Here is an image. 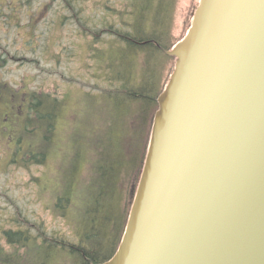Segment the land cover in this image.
Listing matches in <instances>:
<instances>
[{"label":"water","instance_id":"obj_1","mask_svg":"<svg viewBox=\"0 0 264 264\" xmlns=\"http://www.w3.org/2000/svg\"><path fill=\"white\" fill-rule=\"evenodd\" d=\"M196 12L103 264H264V0H201Z\"/></svg>","mask_w":264,"mask_h":264},{"label":"trees","instance_id":"obj_2","mask_svg":"<svg viewBox=\"0 0 264 264\" xmlns=\"http://www.w3.org/2000/svg\"><path fill=\"white\" fill-rule=\"evenodd\" d=\"M24 1L29 0L21 4ZM78 1L83 0H61V5L68 20L76 25L75 34L85 43L84 53L91 69L98 66L105 76L102 74L101 79L108 86L96 92L76 86L71 100L65 93L38 95L34 90L28 92L26 85L20 87L18 95L24 94L18 110L21 118L18 126H14L16 133H11L14 143L17 142L12 147L18 157L15 162L46 160L48 150L58 143L60 121L67 112L75 113L70 117L73 125L68 133L72 142L66 145V156L61 157L60 168L48 181L58 188L54 211L69 220L71 235L68 238L62 233L44 234L51 245L49 250L42 251L43 231L29 238L18 229V233L29 239V250L19 257L18 264H85L87 261L100 264L113 255L143 164L158 107L156 99L174 66L175 57L167 51L182 36L175 42L171 40L172 13L177 0H121L118 5L123 9H114L117 16L113 18L106 8L113 7L106 0L92 15H84ZM80 3L84 5V1ZM68 78L63 83L64 92L78 82L75 77ZM3 92L1 89L0 129L6 124L3 118L7 121L10 118L6 100L14 107L15 91L6 98ZM73 103L74 109L70 106ZM28 137L32 140L24 143ZM36 140L40 142L33 143ZM77 194L80 200H76ZM0 232V250L5 251L3 245L15 243L7 236L17 230ZM56 242L60 246L53 249ZM21 246L22 241L18 242V248Z\"/></svg>","mask_w":264,"mask_h":264},{"label":"rangeland","instance_id":"obj_3","mask_svg":"<svg viewBox=\"0 0 264 264\" xmlns=\"http://www.w3.org/2000/svg\"><path fill=\"white\" fill-rule=\"evenodd\" d=\"M21 1L0 0V59L3 61L0 65V90L4 89L5 98L11 91L16 93L12 95L14 107L6 100L5 108L10 109V121L3 118L6 124L0 129V230L13 231L18 220L38 224L39 230L50 235L62 233L69 238V220L64 218V214L56 213L53 207L58 188L53 181H48L60 168L61 157L66 156L64 149L71 141L68 133L73 125L70 117L75 112H67L60 121L58 143L48 150L46 160L41 163L22 160L18 163L14 161L18 157L12 148L15 143L11 138V133L17 130L14 126H18L21 118L18 110L24 94L18 93L20 87L26 85L28 92L34 90L38 95L65 93L71 100L77 88L96 92L108 84L101 79L103 73L98 66L91 69V62L84 53L85 43L78 33L75 34L76 25L66 17L61 0H29L23 4ZM83 1L84 5L80 3ZM83 1H78L77 6L82 5L84 15H92L103 4V0ZM120 1L106 0L113 7H106L111 11L110 17L117 16L114 9H123L118 5ZM199 1L177 0L170 29L172 42L192 28L197 12L192 13ZM166 67L167 64L163 67L164 73ZM68 77H75L78 82L64 92L66 87L63 83ZM70 106L74 109L75 103ZM31 140L28 137L24 143ZM38 142L40 140L33 143ZM76 200H80L78 194Z\"/></svg>","mask_w":264,"mask_h":264},{"label":"bare ground","instance_id":"obj_4","mask_svg":"<svg viewBox=\"0 0 264 264\" xmlns=\"http://www.w3.org/2000/svg\"><path fill=\"white\" fill-rule=\"evenodd\" d=\"M202 6H203V3H202V5H201V7L199 8V10H198V15H197V18H196V20L198 19V16H199V14H200V12H201V9H202ZM196 20H194V24H195V22H196ZM192 28H190L189 29V31H188V33H187V35L189 34V32H190V30H191ZM186 35V36H187ZM185 39V36H183L182 38H181V42L183 41ZM177 42H179L177 45H179L181 42L179 41V39L174 43V44H176ZM173 44V45H174ZM172 45V46H173ZM171 46V47H172ZM163 92H164V90H163ZM163 92H162V94L161 95H163ZM161 106H162V101H161ZM161 109V108H160ZM158 111V110H157ZM156 111V112H157ZM152 144L150 145V147H149V154H150V157H151V154H152ZM146 151H147V149H146ZM146 155V154H145ZM144 159H145V157H144ZM144 163V162H143ZM148 165V164H147ZM147 165H146V169H147ZM142 168H143V165H142ZM146 169H145V172H146ZM141 171H142V169H141ZM145 175V174H144ZM144 179V178H143ZM137 186H138V183H137ZM137 186H136V189H137ZM140 190H141V188H140ZM140 190H139V192H138V195H139V193H140ZM137 198H138V196H137ZM16 223H17V225H16V227H15V230H17V232L16 233H13L12 235H10V237L9 236H7V238H8V240H10V238L12 239V240H14L15 241V243H14V245H11V244H5L4 242H3V244H5L6 245V250L5 251H3V250H0V264H18V260H19V257H21L23 254H25L28 250H29V244H27V241L29 242V239H28V237L29 238H32L31 237V235L32 234H37V236H38V234H39V228L37 227V226H35V225H33V224H28V223H25V221H22V222H19L18 220L16 221ZM20 223H22V224H20ZM14 229V228H13ZM18 229H20V230H23L24 231V233H26V235L28 236H25L23 233H18ZM50 235V234H48V233H46V232H41V236L43 237V239H42V242H44V247H43V249H42V251H46V250H49L48 248H50V243L47 241V239L46 238H44L45 237V235ZM0 235H2V232H0ZM26 237V238H25ZM25 238V239H24ZM121 239H122V236H121V238H120V241H121ZM2 240V239H1ZM20 241H22V245L23 246H21V247H19L18 248V242H20ZM50 241V240H49ZM120 241H119V243H118V245H117V249L119 250V244H120ZM52 243H54V241H52ZM50 244V245H49ZM4 246V245H3ZM60 246V244L58 243V242H56L55 244H53L52 245V247H53V249H55V248H58ZM119 247V248H118ZM117 254V253H116ZM94 264V263H92L91 261H87V262H85V264ZM43 264H45V263H43ZM71 264H74V263H71ZM100 264H103V262L102 263H100Z\"/></svg>","mask_w":264,"mask_h":264}]
</instances>
